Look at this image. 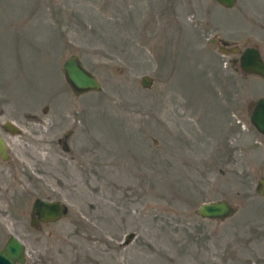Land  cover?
Segmentation results:
<instances>
[{
  "label": "rangeland",
  "instance_id": "1",
  "mask_svg": "<svg viewBox=\"0 0 264 264\" xmlns=\"http://www.w3.org/2000/svg\"><path fill=\"white\" fill-rule=\"evenodd\" d=\"M247 45L264 60V0H0V124L19 128L0 125V245L15 235L24 264L263 254L264 134L248 114L264 79L239 69ZM72 53L98 90H71ZM35 196L63 214L33 225ZM220 198L231 215L195 212Z\"/></svg>",
  "mask_w": 264,
  "mask_h": 264
},
{
  "label": "water",
  "instance_id": "2",
  "mask_svg": "<svg viewBox=\"0 0 264 264\" xmlns=\"http://www.w3.org/2000/svg\"><path fill=\"white\" fill-rule=\"evenodd\" d=\"M219 4L229 7L234 0H216ZM231 51H237V47L230 48ZM238 67L243 73L256 74L264 79V60L261 58L256 46L247 45L238 52ZM65 81L74 93H81L88 90H98L100 84L93 73L87 70L78 60L76 54H69L61 63ZM151 77L143 75L140 77V84L148 86ZM249 122L260 134H264V96L255 99L252 109L248 116ZM3 128L8 132L15 133L19 129L11 121L5 120ZM0 157L6 158L4 153V144L0 137ZM254 190L258 194L264 195V180L257 178ZM65 206L58 200L44 199L35 196L30 204V221L35 225L36 220L54 221L64 212ZM233 206L224 198L216 200L201 201L198 203L195 212L204 218L223 219L233 212ZM131 234L127 233L123 239L127 241ZM24 245L14 235L7 236L3 246L0 248V264H21L24 260Z\"/></svg>",
  "mask_w": 264,
  "mask_h": 264
},
{
  "label": "flooded vegetation",
  "instance_id": "3",
  "mask_svg": "<svg viewBox=\"0 0 264 264\" xmlns=\"http://www.w3.org/2000/svg\"><path fill=\"white\" fill-rule=\"evenodd\" d=\"M234 2H235V0H234ZM234 2H233V4H234ZM232 4V5H233ZM253 105V104H252ZM252 105H251V108H250V110L252 109ZM250 110H249V112H250ZM248 116H249V114H248ZM5 121V120H4ZM3 121V122H4ZM12 121V120H11ZM3 122L0 124L1 126H2V128H3ZM4 129V128H3ZM5 130V129H4ZM7 131V130H6ZM0 137H1V139H2V141H3V144H4V153H5V156H7V154H6V152H5V142H4V137H3V135L0 133ZM233 213V212H232ZM231 213V214H232ZM230 214V215H231ZM30 215L32 216V214L30 213ZM31 216H30V218H31ZM229 216V215H228ZM227 217V216H226ZM204 218V217H203ZM225 218V217H224ZM38 222H44V221H39V220H36V222H35V225L38 223ZM46 222H48V221H46ZM9 235V234H8ZM7 235V236H8ZM7 236H6V238H7ZM263 236V235H262ZM6 238H5V240H6ZM5 240H4V242H5ZM4 242L0 245V248L3 246V244H4ZM23 252H24V249H23ZM24 260H25V253H24ZM250 256V258H254V259H252V260H246V258H245V260H236V261H240L238 264H264V253L262 254V253H259V254H257V253H253V256H255V257H253V256H251V255H249ZM24 260H23V262L21 263V264H24ZM231 261H233V260H231ZM226 262V260H224V263ZM227 263V262H226Z\"/></svg>",
  "mask_w": 264,
  "mask_h": 264
}]
</instances>
